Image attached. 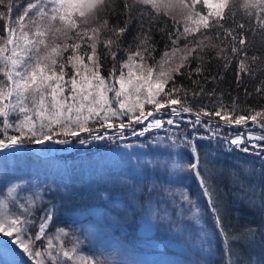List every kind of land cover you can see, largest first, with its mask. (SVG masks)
Instances as JSON below:
<instances>
[{
    "label": "snow or ice",
    "instance_id": "6c2138e0",
    "mask_svg": "<svg viewBox=\"0 0 264 264\" xmlns=\"http://www.w3.org/2000/svg\"><path fill=\"white\" fill-rule=\"evenodd\" d=\"M117 9L125 18L113 25L111 13ZM162 18H170L175 30L166 32L169 50L156 60L151 29L152 22ZM0 21H7L0 30V151L12 154L27 151L23 145H40L32 150L39 154L37 159L51 162L53 153L106 138L123 139L126 129L132 137H145L165 123L176 124L173 118L182 113L190 114L191 132L178 137L173 133L176 138L168 146L183 145L176 153L179 160L171 152L170 166L168 161L137 158L132 177L137 183L129 185L128 212L137 213L142 205L136 201L145 199V193L149 206L155 199L153 218L187 233L185 243L194 240L207 253L195 264H264V259L245 258L234 249L239 241L254 246L256 231L249 228L243 237L229 239L208 154L202 156L200 151V141L217 138L229 151L264 153V104L243 109L235 99L226 104L222 90L207 87L223 77L219 72L206 75L205 64L207 57L209 63L219 61L223 70L233 69L237 87L253 76V66L264 64V52L260 57L248 55L249 33L255 21L264 35V0H0ZM133 24L139 30L133 36L135 46L122 50ZM108 58L112 68L106 77L101 68ZM179 77L189 83H178ZM259 84L255 92L264 97V80ZM163 113L173 118H155ZM221 121L237 131L220 139ZM107 129L116 132L109 134ZM82 133L88 134L86 139ZM149 166L162 170L166 183L153 179L138 186L139 180L154 174ZM193 178L200 204L191 199L188 186L172 188ZM45 192L57 193L59 186L21 176L0 178V264H103L92 255H81L84 241L77 230L58 226L59 205L46 199ZM161 193L171 197L172 212L159 208L160 203H168ZM183 205L195 209L191 219L200 225L195 235L179 222ZM205 220L211 221L210 227ZM260 244L264 247V239Z\"/></svg>",
    "mask_w": 264,
    "mask_h": 264
},
{
    "label": "trees",
    "instance_id": "16d2710c",
    "mask_svg": "<svg viewBox=\"0 0 264 264\" xmlns=\"http://www.w3.org/2000/svg\"><path fill=\"white\" fill-rule=\"evenodd\" d=\"M21 3H23V0H21ZM206 11L207 9H205ZM17 14L14 7L13 18ZM124 18L119 17V9L111 13V23L113 25L120 23V20ZM6 23L7 21H0V30H3ZM182 27L181 24V29ZM148 28L149 25L145 23L144 31L147 32ZM253 29L254 31L249 33L251 44L248 55L260 57L261 53L264 52V35L256 29L255 21H253ZM169 30H175L170 18H162L159 22H152L151 37L156 42L157 51L154 53L156 60H160L163 52L169 50L167 47L169 41L166 38V32ZM137 35H139L138 25L133 24L132 31L128 33L121 49L126 50L129 47H134L133 36ZM122 54L126 55V53ZM205 64L207 68L206 75H215L219 72L223 77L222 82L218 80L216 83H212L210 81L207 87L222 90L223 101L226 104H230L233 99L237 100L239 109L246 107L258 108L264 104V97L258 96L255 92V88L260 86L259 81L264 80V75H262L264 64L254 65L253 76L250 79L245 78L239 87L235 82L233 69L223 70L219 67V61L209 63L207 57L205 58ZM111 68L110 58L102 61L101 74L107 77ZM178 83L188 84L189 82L186 78L179 77ZM247 93H251V95H247ZM203 102L210 104L208 99ZM185 116L190 117V114L182 113L181 116L175 118L176 124L167 125L165 123L163 128L152 130L146 136L161 132L176 138L173 133L178 137L184 132H191L189 119ZM191 117H194V115ZM202 119L207 120L208 118L202 117ZM164 120L167 119L164 118ZM115 122L118 124L119 120ZM220 124L223 129L220 139L237 131L236 126H224L222 121ZM249 127L256 130L257 133L255 134H260V130L255 126L249 124ZM238 130L246 129L239 128ZM115 132L112 131L109 134ZM201 132H206V130L201 127ZM82 134H84L83 138H87L88 134ZM141 138L132 137L128 131H125L123 139L117 137L108 140L106 138L103 141H92L89 144L77 145L70 152L53 153L54 160L51 162H45L44 157L38 160L37 156L39 154L32 151L33 149L12 154L1 152L0 163L11 168L16 175H29L37 171L50 173L56 182V186H59V192L53 193L58 202L59 211L62 213L72 212L101 203L104 189L108 192H116L127 187L128 181L125 177L123 178L124 158L120 153H116L114 148L128 145L130 142ZM200 144L201 155L208 154V166L212 170L214 184L223 200V223L229 233V239L243 237L250 227L256 231V244L254 246L248 247L242 241H239L234 245V249L245 258L251 256L264 259V247L260 244V241L264 239V159H262L264 153L257 155L259 149H253L248 153L235 149L229 151L227 144L218 143L217 138H212L211 142L208 140L200 141ZM57 147L63 148L65 146ZM218 161L224 168V174L221 177L218 166L219 176L216 172L217 167L214 169L210 167L212 163L218 165ZM262 170L263 172H261ZM240 190L243 191L242 196L239 195Z\"/></svg>",
    "mask_w": 264,
    "mask_h": 264
},
{
    "label": "rangeland",
    "instance_id": "374dc122",
    "mask_svg": "<svg viewBox=\"0 0 264 264\" xmlns=\"http://www.w3.org/2000/svg\"><path fill=\"white\" fill-rule=\"evenodd\" d=\"M185 117L190 118L188 116ZM155 118L169 119L173 117L168 113H163L156 114ZM191 119H194V117H191ZM147 122L145 121V123ZM213 124H215V121H213ZM107 131L110 133L116 131V129H107ZM125 131L129 132L127 129ZM239 131L246 132V130ZM253 131L257 133L255 129ZM235 132L231 133L230 136ZM101 134H103V130H101ZM81 135L83 136L84 134ZM172 139L174 138L158 132L130 142L128 145H132V147L124 145L114 148L116 153L123 155V178L125 177L128 181L127 187L116 192H108L104 189L101 203L97 205L72 212H58V226L64 227L67 225L69 228L77 230L76 234L84 241L81 245V255H92L96 260L103 262V264H195L196 261L206 257L207 253L199 245H196L194 240L191 244L185 243L184 236L187 233L182 235L181 232L176 230L175 226H170L168 221L153 218L152 210L156 207L155 199L153 205L149 206L146 201V193L145 199L136 201V203L142 205V207L137 209V213L132 215L128 212V204L131 201L129 185L137 183V181L132 179L134 175L133 167L137 158L139 157L142 162L146 160L168 161L170 166L169 152L179 160L180 157L176 153L181 152L183 149V145L179 148H169L168 146L171 144ZM39 147L40 145L34 146L33 149ZM213 165V163L210 165L213 169L217 166L220 168L221 177L224 174V168L219 161L218 165ZM218 167L216 168L217 173ZM149 168L154 174L149 176L148 180H139L138 186L150 183L153 179L157 183L161 181L166 183L162 170L154 169L152 166H149ZM181 175L184 174L181 173ZM5 176L21 175L14 174L11 168L5 167L0 163V178ZM21 177L26 179L33 178L43 182L45 186L56 187L55 180L46 171H37ZM185 186L190 189L191 199L200 204L202 201L196 195L197 185L194 178L185 181L183 184H174L172 188L177 189ZM242 193L243 191L240 190L239 195L242 196ZM44 195L46 199L53 200L58 204L53 193L45 192ZM161 195L168 203H160L159 208L168 207L169 212H172L171 197L164 193H161ZM153 196L155 198V194ZM177 204H179V201H177ZM183 208V217L179 222L182 227L190 226V230L195 235L200 228V225L191 219V212H194L195 209L191 205H183ZM175 211L179 213L180 208L176 207ZM173 219L176 220L178 217L173 215ZM203 223L206 226H211L210 220H205ZM85 234L87 239H85ZM213 247L218 248L219 244L214 242Z\"/></svg>",
    "mask_w": 264,
    "mask_h": 264
},
{
    "label": "water",
    "instance_id": "95a60500",
    "mask_svg": "<svg viewBox=\"0 0 264 264\" xmlns=\"http://www.w3.org/2000/svg\"><path fill=\"white\" fill-rule=\"evenodd\" d=\"M34 146H39V145H28V146H22L21 148L24 149H33ZM2 152H9V150H2Z\"/></svg>",
    "mask_w": 264,
    "mask_h": 264
},
{
    "label": "bare ground",
    "instance_id": "6f19581e",
    "mask_svg": "<svg viewBox=\"0 0 264 264\" xmlns=\"http://www.w3.org/2000/svg\"><path fill=\"white\" fill-rule=\"evenodd\" d=\"M254 169H255V168H254ZM263 170H264V169H263ZM263 170H262L261 172H263ZM250 173H251V172H250ZM254 226H255V225H254ZM250 228H251V227H250ZM247 230H248V229H247ZM247 230H246V231H247ZM262 231H263V230H262ZM258 235H259V234H258ZM96 239H97V238H96Z\"/></svg>",
    "mask_w": 264,
    "mask_h": 264
}]
</instances>
